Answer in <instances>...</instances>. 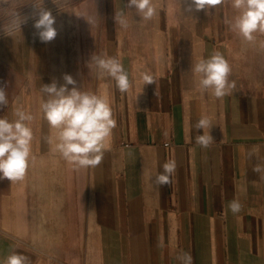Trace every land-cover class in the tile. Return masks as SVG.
I'll return each mask as SVG.
<instances>
[{
    "label": "crops",
    "instance_id": "1",
    "mask_svg": "<svg viewBox=\"0 0 264 264\" xmlns=\"http://www.w3.org/2000/svg\"><path fill=\"white\" fill-rule=\"evenodd\" d=\"M143 21L127 0H82L51 12L57 36L35 35L33 19L0 33V85L34 119L25 178L0 180V261L12 251L32 264H264V37L246 41L225 23L231 0L187 12V0H155ZM125 9L130 27L114 23ZM214 50L235 82L222 100L200 92L190 71ZM122 60L131 88L100 76L92 54ZM150 72L155 84L143 85ZM71 75L82 91L107 95L116 120L96 167L76 169L55 151L56 130L40 111L43 84ZM72 86L69 85V88ZM212 119L213 144H195L193 125ZM52 138L53 142L48 143ZM174 160L171 184L155 177ZM238 198L242 211L228 204Z\"/></svg>",
    "mask_w": 264,
    "mask_h": 264
},
{
    "label": "clouds",
    "instance_id": "2",
    "mask_svg": "<svg viewBox=\"0 0 264 264\" xmlns=\"http://www.w3.org/2000/svg\"><path fill=\"white\" fill-rule=\"evenodd\" d=\"M225 0H187V12L214 8ZM235 15L226 18L225 23L230 30L246 41H254L257 32L264 34V0H231ZM33 13L34 35L43 43L51 42L57 36L54 27L55 17L43 6L37 7ZM127 11L134 9L143 20L149 21L158 15V5L155 0H127ZM24 18L22 22H26ZM114 23L123 30L130 27L129 17L125 9L115 12ZM21 25V24H20ZM19 25V26H20ZM94 64L100 76L110 78L115 82L121 93L131 88L129 72L122 60L93 53L87 66ZM196 77V87L200 92H207L215 99H223L231 95L235 82L230 79L231 67L223 54L214 50L207 58H200L190 70ZM143 85L155 84L154 76L148 72L140 73ZM63 84L53 80L50 84L41 85L40 91L46 97L42 99L40 111L50 129L56 130L55 151L72 167L88 168L98 166L105 150L108 149L110 137L116 127V120L107 95L82 91L76 87V80L69 74L63 76ZM69 85L72 87L69 88ZM8 103L6 86L0 85V106ZM33 115L28 111L17 110L14 119L8 116L0 117V180L8 179L11 183L25 178L32 157L33 130L31 122ZM212 119L202 115L193 125L197 131L195 144L202 149L209 148L214 140L210 135ZM50 137L48 143H52ZM176 170L174 160L163 165V172L155 177L160 185L171 184V178ZM255 172H264V165L257 164ZM243 205L238 198L228 204L233 215L242 211ZM180 264H192L190 253L184 252L177 256ZM0 264H32L29 256L12 251Z\"/></svg>",
    "mask_w": 264,
    "mask_h": 264
},
{
    "label": "rangeland",
    "instance_id": "3",
    "mask_svg": "<svg viewBox=\"0 0 264 264\" xmlns=\"http://www.w3.org/2000/svg\"><path fill=\"white\" fill-rule=\"evenodd\" d=\"M79 1L82 0H0V33L23 24L24 18L32 20L35 5L53 12L67 3ZM259 36L264 37V34L257 32L255 37Z\"/></svg>",
    "mask_w": 264,
    "mask_h": 264
}]
</instances>
